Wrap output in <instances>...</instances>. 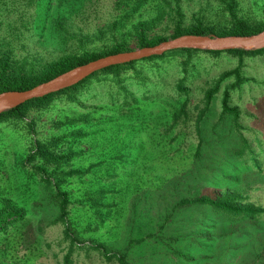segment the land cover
Segmentation results:
<instances>
[{"label":"rangeland","instance_id":"rangeland-1","mask_svg":"<svg viewBox=\"0 0 264 264\" xmlns=\"http://www.w3.org/2000/svg\"><path fill=\"white\" fill-rule=\"evenodd\" d=\"M238 1L241 17L252 24L264 23V0ZM222 21L220 0H0V55L10 51L19 64L41 69L72 53H102L115 46L137 48L139 31L157 39L171 37L178 25L187 28ZM180 60L166 57L141 62L122 74L121 84L112 76H99L82 90L81 104L91 108L114 99L153 97L155 103L143 107L152 104V116L162 118L163 132L173 105L175 110L183 77ZM242 61L228 53L193 56L191 65L198 73L191 85L193 106L223 73L242 62L244 82L232 91L231 100L240 110V119L235 124L221 118L230 82L215 96L200 125L194 109L188 123L175 125L169 120L166 127L175 125L173 137L183 133L176 145L189 158L169 160L167 166L172 164L174 171L164 187L158 188V172L167 163L158 155V125L147 135L128 125L95 132L75 149L78 154L72 163L57 174L49 172L65 184L70 180L73 238L59 220L54 189L41 182L31 165L21 166L33 142L30 130L37 138L54 136V120L64 119L72 105L60 99L25 120L1 121L0 158L5 162L0 165V203L11 201L25 208L32 223L14 228L9 240L0 245V264H120L117 259H106L100 247L111 256L125 257L129 264H264V217L257 222H226L210 207L180 206L185 198L216 194L264 208V171L233 173L237 161L229 157L233 147L242 145L241 136L254 149L264 147V53ZM158 96L164 100L158 102ZM199 144L203 154L196 160L193 153ZM139 161L133 173H127L126 178L133 181L129 191H120L119 181L104 195L95 190L96 182L109 184L121 178L122 167L131 170ZM110 162H116V169ZM72 170L81 173L68 176Z\"/></svg>","mask_w":264,"mask_h":264},{"label":"trees","instance_id":"trees-1","mask_svg":"<svg viewBox=\"0 0 264 264\" xmlns=\"http://www.w3.org/2000/svg\"><path fill=\"white\" fill-rule=\"evenodd\" d=\"M238 0H220V10L224 17V21L217 25H206L202 22L196 23L190 27L184 28L177 26L171 37H159L157 39H150L146 32L139 31L137 33V48L155 46L163 41H167L171 38H177L186 34L195 35H217V36H249L257 34L264 30L263 24H252L245 18L240 16ZM135 49V48H134ZM130 47L115 46L112 50L102 53H81V54H68L62 58L53 61L45 65L41 69L27 68L22 63L19 64L13 57L10 51H6L0 55V93L5 91H24L29 90L41 83L53 79L54 77L71 70L75 67L87 64L91 61L99 58L117 54L121 52H128L134 50ZM208 53L213 56H219L223 53H228L233 56H237L241 61L246 56L261 55L263 50L244 51V50H229V51H199V50H176L168 52L162 56H156L148 58L139 62H132L129 64L118 65L109 67L105 70L97 72L92 76L86 78L79 84L70 88L61 90L60 92L50 94L43 98L31 100L19 107L4 112L0 115V122L15 120H25L32 112H39L51 108L55 102L60 99L69 102L71 106V112L66 115L64 119L54 120L53 128L56 130L54 136L47 137L45 139L37 138L35 131L30 130V134L33 139L31 148L27 152L26 158L23 160L22 167L32 166L35 174L40 177L42 183L46 186H51L55 193L53 197L59 208L60 218L59 220L64 222L67 228V235L72 237L70 231V203L71 192L70 180L68 184L62 182V180L55 179L49 174L52 171V175L59 173V171L66 165L72 163L78 152L75 149H80L82 143L86 138H92L95 132L108 129L110 127L118 128L123 127L126 129V125L137 127L140 132L143 130V135H147L156 130L158 125V155L159 158L163 157L166 164H162V172H158V188L164 187L169 181L171 174L174 171L172 164L168 165L169 160L175 162L184 156L177 142L182 138L183 133L174 134L175 125L181 123H188L191 119L192 109L198 112V122L206 119L210 113L211 106L213 105L215 96L221 92L223 86L232 82L227 86L224 92L222 100V115L221 118L231 119L235 124H238L240 119V110L236 106H232V91L240 87L244 78L242 75V62L236 69L223 73L213 85L207 89L202 96V101L193 106L191 102V85L198 77V73L192 68V58L196 54ZM166 57H181L178 64L180 73L183 74L182 79L177 87L178 97L175 100L174 105L168 118L175 125L166 127L168 121L165 122V131H161L162 128L161 119L153 118L151 105L146 104L153 103L151 99L153 97L143 96L141 98L137 96H131V99L124 98L123 100H111L97 104L94 106L84 107L80 99L82 90L91 86L94 81H98L96 78L99 76L113 77L118 79V83H122V74L128 70H134L141 62L161 60ZM88 100V99H87ZM164 100V97L158 96V102ZM101 102V101H100ZM155 103V102H154ZM160 105V104H158ZM164 104H162L163 106ZM152 117V118H151ZM167 117V116H166ZM166 117L164 119H166ZM158 119V123H157ZM32 126V122L27 123ZM161 127V128H160ZM161 132V133H160ZM199 138L203 140V134H201V127L198 128ZM89 133V134H88ZM186 135V133H185ZM153 137V135H149ZM242 145L239 147H233L230 151L229 157L235 159L237 162L234 164L232 171H241L246 169L247 171H255L257 174H261L264 171V147L260 146L258 150L251 147L249 141L241 136ZM143 142V139H142ZM202 142V141H201ZM262 144V143H260ZM173 152V153H172ZM172 153V154H171ZM182 154V155H181ZM203 148L202 144H199L193 153L196 160L202 157ZM187 160L189 156H184ZM129 157H126L128 159ZM142 155L140 157V160ZM123 160V158H121ZM120 160V161H121ZM5 162V158H0V165ZM172 163V162H171ZM139 162H135L131 167V170H124L122 167L121 178H116L111 183H104L100 180L95 184V190L99 194H105L108 189H111L117 181L121 187L123 193L129 191L133 186V181L130 178H126L128 174L133 173ZM105 164H102L101 168ZM111 168L117 166L116 162H110ZM100 168V169H101ZM107 168V167H106ZM110 168V167H109ZM116 169V168H115ZM120 170V169H119ZM111 172H114L113 170ZM81 173L78 170H72L68 176H75ZM116 173V172H114ZM128 173V174H127ZM122 180V181H121ZM64 184V185H63ZM102 185V186H101ZM101 186V188H99ZM103 194V195H104ZM203 205L212 208L214 214H219V219L226 222H230L232 219L246 220L250 219L254 222L259 221L264 217V208L256 207L254 205H242L235 203L229 198H220L216 194L198 195L193 198H185L180 202V206H192ZM227 217V218H226ZM230 219V220H227ZM27 223H32L28 211L25 208H21L11 201H7L5 204L0 203V245L9 240L10 234L14 228L21 227ZM73 238V237H72ZM99 251L109 261L117 259L120 264H129L125 257L118 255H109L103 247L99 248Z\"/></svg>","mask_w":264,"mask_h":264},{"label":"water","instance_id":"water-1","mask_svg":"<svg viewBox=\"0 0 264 264\" xmlns=\"http://www.w3.org/2000/svg\"><path fill=\"white\" fill-rule=\"evenodd\" d=\"M184 49L207 52L235 49L244 51L263 50L264 30L249 36L186 34L177 38L168 39L155 46L135 48L132 51L108 55L68 70L29 90L5 91L0 93V115L31 100L43 98L75 86L93 74L109 67L139 62L148 58L162 56L171 51Z\"/></svg>","mask_w":264,"mask_h":264}]
</instances>
